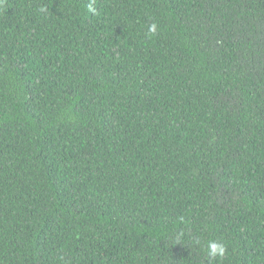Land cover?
<instances>
[{
    "label": "trees",
    "instance_id": "trees-1",
    "mask_svg": "<svg viewBox=\"0 0 264 264\" xmlns=\"http://www.w3.org/2000/svg\"><path fill=\"white\" fill-rule=\"evenodd\" d=\"M90 2L0 0V264H264V0Z\"/></svg>",
    "mask_w": 264,
    "mask_h": 264
},
{
    "label": "clouds",
    "instance_id": "clouds-1",
    "mask_svg": "<svg viewBox=\"0 0 264 264\" xmlns=\"http://www.w3.org/2000/svg\"><path fill=\"white\" fill-rule=\"evenodd\" d=\"M94 0H91V2L88 4V10L91 12H95L96 9L93 7ZM41 13H44L47 11L46 8H40L39 10ZM158 31V25L156 23H152L148 26V34L150 35H156ZM207 252L210 257H224L226 254V246L223 243H220L218 241L209 240L207 242Z\"/></svg>",
    "mask_w": 264,
    "mask_h": 264
}]
</instances>
